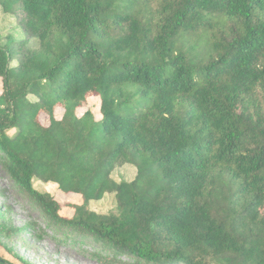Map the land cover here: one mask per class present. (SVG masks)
Wrapping results in <instances>:
<instances>
[{"label":"trees","instance_id":"trees-1","mask_svg":"<svg viewBox=\"0 0 264 264\" xmlns=\"http://www.w3.org/2000/svg\"><path fill=\"white\" fill-rule=\"evenodd\" d=\"M0 7L25 37L0 29V155L49 224L131 264H264V0Z\"/></svg>","mask_w":264,"mask_h":264},{"label":"rangeland","instance_id":"rangeland-1","mask_svg":"<svg viewBox=\"0 0 264 264\" xmlns=\"http://www.w3.org/2000/svg\"><path fill=\"white\" fill-rule=\"evenodd\" d=\"M16 15L7 14L0 7V29L5 44L9 36L18 41L25 39L19 30ZM16 63H13L15 66ZM2 79H0V93ZM100 119L99 100L91 98L88 108ZM86 109L79 110L83 114ZM57 111V117L62 116ZM43 125H49L46 115L40 117ZM5 158L0 155V241L3 246L2 257L12 264H131L126 256L115 257L111 250L100 246L77 233L48 223L43 212L29 195L20 190L4 169ZM126 169L124 173H130ZM134 176L127 174L124 179L132 181ZM121 179V178H120ZM34 188L39 192L55 194L57 186L36 182ZM57 200L62 205L80 203L78 196H65L57 192ZM116 199L107 195L101 202L93 203L91 208L100 214H110L116 209ZM66 209V211H68Z\"/></svg>","mask_w":264,"mask_h":264}]
</instances>
